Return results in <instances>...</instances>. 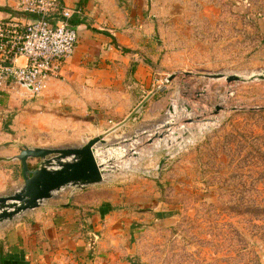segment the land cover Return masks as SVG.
<instances>
[{
  "label": "rangeland",
  "instance_id": "rangeland-1",
  "mask_svg": "<svg viewBox=\"0 0 264 264\" xmlns=\"http://www.w3.org/2000/svg\"><path fill=\"white\" fill-rule=\"evenodd\" d=\"M118 3L131 38L124 54L140 60L144 81L129 79L127 69L122 83L106 88L86 110L44 93L0 94L5 104L0 119L16 124L20 141L63 149L80 147L113 128L161 88L95 147L106 170L102 183L67 187L40 208L81 197L88 202L86 214L115 213L114 226L133 236L132 257H127L132 264H264V80L227 83L204 77L264 74V0ZM219 100L231 109L226 112ZM215 120L201 134L185 132L180 146L148 155L155 143L148 140L156 134L161 140L176 137L180 129ZM164 123L174 125L161 128ZM22 184L20 169L10 179L9 169L0 168V195H11ZM40 208L0 224V230Z\"/></svg>",
  "mask_w": 264,
  "mask_h": 264
},
{
  "label": "crops",
  "instance_id": "crops-1",
  "mask_svg": "<svg viewBox=\"0 0 264 264\" xmlns=\"http://www.w3.org/2000/svg\"><path fill=\"white\" fill-rule=\"evenodd\" d=\"M19 1L0 0V19L12 17L27 23L30 16L18 11ZM63 2L78 12L71 19L77 28L76 47L59 79L50 81L44 95L61 101L65 97L71 109L86 110L89 103L105 96L106 88L122 83L120 79H124L127 69L129 79L144 81L146 69L138 63L140 60L136 55L129 58L124 54L123 47L131 44V38L125 33L124 20L119 19L118 0ZM135 28L133 24L131 32ZM18 63L22 64L23 60ZM2 106L5 104L0 100ZM16 133L13 121L0 119V168L9 169L10 179L20 169L14 160L17 161L15 156L21 147L35 148L20 141ZM71 200L51 209L43 205L38 214L0 230V244L8 257L3 264H130L128 244L133 236H125L120 226H114L115 213L86 214L85 198Z\"/></svg>",
  "mask_w": 264,
  "mask_h": 264
},
{
  "label": "built area",
  "instance_id": "built-area-1",
  "mask_svg": "<svg viewBox=\"0 0 264 264\" xmlns=\"http://www.w3.org/2000/svg\"><path fill=\"white\" fill-rule=\"evenodd\" d=\"M18 11L30 20L0 19V93L20 89L39 97L74 54L77 28L71 19L77 11L63 0H20Z\"/></svg>",
  "mask_w": 264,
  "mask_h": 264
},
{
  "label": "water",
  "instance_id": "water-1",
  "mask_svg": "<svg viewBox=\"0 0 264 264\" xmlns=\"http://www.w3.org/2000/svg\"><path fill=\"white\" fill-rule=\"evenodd\" d=\"M204 77L212 80L224 78L227 83L264 80V74L247 79L222 74H207ZM172 80L173 76H170L168 82ZM159 90L161 88L156 87L124 120L80 147L46 149L22 146L15 159L19 162L23 184L13 194L0 197V224L40 208L45 200L51 199L55 193L67 187L81 190L102 183L106 170L96 159L95 147L104 145L106 137L127 124ZM215 111L217 113L219 109L216 108ZM30 161H36L35 166Z\"/></svg>",
  "mask_w": 264,
  "mask_h": 264
},
{
  "label": "bare ground",
  "instance_id": "bare-ground-1",
  "mask_svg": "<svg viewBox=\"0 0 264 264\" xmlns=\"http://www.w3.org/2000/svg\"><path fill=\"white\" fill-rule=\"evenodd\" d=\"M228 76V75H226ZM246 78V77H245ZM224 79V78H223ZM247 79V78H246ZM218 103H220V105H223L225 111H229L231 109V107L229 106V104L227 103L226 100H219ZM175 112V110L173 111V113ZM172 114V113H171ZM172 116V115H171ZM218 120H215L214 123L212 122H201L197 125L194 126L193 129L187 130H179L178 136L176 137H167L161 140L160 137H158L159 134H156V139H152V142L155 141V143L153 144V150L151 152H148V155H152V153L159 151L161 149H170L171 147L174 146V143H176L177 146H180L182 144V141L185 139L183 138V134H185V132H187L188 134H191L194 136V133L196 134H201L204 130H206L209 126L215 124ZM198 122V121H197ZM179 125V123H177ZM170 125H174V123H164V125L161 128H167V126ZM177 125V127H178ZM168 130V129H166ZM169 130H175V128H171ZM193 139V138H191ZM150 140V139H149ZM148 140V141H149ZM176 140H181V142H176ZM192 140H189L188 142H191ZM105 176V175H104Z\"/></svg>",
  "mask_w": 264,
  "mask_h": 264
},
{
  "label": "trees",
  "instance_id": "trees-1",
  "mask_svg": "<svg viewBox=\"0 0 264 264\" xmlns=\"http://www.w3.org/2000/svg\"><path fill=\"white\" fill-rule=\"evenodd\" d=\"M8 259V257L3 254V249H2V246L0 244V264H3L4 261H6Z\"/></svg>",
  "mask_w": 264,
  "mask_h": 264
}]
</instances>
